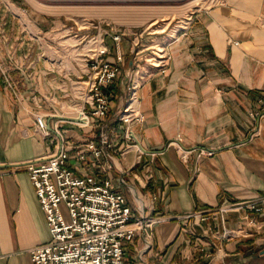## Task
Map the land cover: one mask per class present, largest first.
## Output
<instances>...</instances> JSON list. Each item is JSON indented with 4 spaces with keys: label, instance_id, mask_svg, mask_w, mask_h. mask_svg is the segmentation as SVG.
Wrapping results in <instances>:
<instances>
[{
    "label": "crops",
    "instance_id": "0c3cea01",
    "mask_svg": "<svg viewBox=\"0 0 264 264\" xmlns=\"http://www.w3.org/2000/svg\"><path fill=\"white\" fill-rule=\"evenodd\" d=\"M16 1L17 9L0 15V40L13 41L10 47L0 41V48L15 59L11 69L19 88L8 89L0 76V164H7L0 167V264H35L32 249L50 239L45 212L21 166L55 147L36 132V113L46 114L52 130L58 127L84 150V138L100 144V134H107L112 157L95 159L87 151V159H71L76 171L110 177L135 210L139 201L142 212L166 216L155 225L150 248L142 252L141 237L128 244L129 264H264V0H218L161 36L159 50L146 43L137 51L153 47L154 57L165 56L161 63L133 57L139 35L130 47L106 39L108 58L119 70L104 88L111 97L108 115L94 116L87 127L61 117L90 108L84 57L68 69L51 61L35 36L58 32L47 18L23 14ZM133 77L139 85L128 112ZM252 110L262 115L252 117ZM128 113L141 119L125 122ZM127 125L132 139L125 136ZM245 200H258V207L219 210ZM194 212L205 218L186 216ZM224 226L239 234L220 238Z\"/></svg>",
    "mask_w": 264,
    "mask_h": 264
},
{
    "label": "built area",
    "instance_id": "2783aa9c",
    "mask_svg": "<svg viewBox=\"0 0 264 264\" xmlns=\"http://www.w3.org/2000/svg\"><path fill=\"white\" fill-rule=\"evenodd\" d=\"M97 27V24L91 22ZM124 31L111 26L104 33L93 35L89 50L85 53L84 61L87 67L88 92L85 101L89 105L80 109L74 116L80 120H69L82 127L92 126L95 116L103 119L108 115L111 105L110 94L104 89L109 86L118 74L119 66L108 58L110 49L105 35L109 34L116 44H120ZM86 37L84 36V39ZM237 42V41H236ZM165 57V56H164ZM155 57L161 63L160 58ZM123 60V53L118 52L117 61ZM1 65V64H0ZM137 66L134 73H139ZM11 84V83H10ZM139 80L130 79V92L125 111L133 112L131 101L135 100ZM252 117L262 115L257 110L250 112ZM86 119V120H85ZM125 122L140 120L138 113H128ZM36 132L43 138H49L54 143V150L40 158L28 160L21 164L28 172L35 191L45 212L50 230V239L32 249L35 264H129L126 258L128 244L138 237L143 240L142 252L152 245L154 227L166 219L163 214H146L138 201L135 210L129 203L126 194L115 188L110 177H103L95 172L79 173L71 159L76 157L82 161L87 159V151L93 158L106 154L112 157L106 148L111 147L112 141L105 133L100 134L99 144L94 138H84L82 146L69 142L68 137L58 128L51 129L46 114L36 113ZM126 138H133L130 126L125 128ZM137 146V144L135 143ZM179 148H182L178 144ZM76 147L78 149L75 151ZM73 152H76L73 154ZM213 149H201L202 154H211ZM182 156L187 159L188 151L182 148ZM124 181V178H122ZM61 203H65L71 217L64 219ZM258 200L230 202L219 207L221 212L239 210L242 208H257ZM187 217L205 218L200 212L186 215ZM250 223H255L251 218ZM236 228L225 227L220 238L225 239L239 233ZM203 256L209 254L204 252ZM184 264H192L185 262Z\"/></svg>",
    "mask_w": 264,
    "mask_h": 264
},
{
    "label": "rangeland",
    "instance_id": "374dc122",
    "mask_svg": "<svg viewBox=\"0 0 264 264\" xmlns=\"http://www.w3.org/2000/svg\"><path fill=\"white\" fill-rule=\"evenodd\" d=\"M217 1L218 0H201L199 1L200 4L198 7L193 8L192 11L187 14L186 18H183V15L181 16L178 14L172 19H168L167 21L160 20L154 25H148L139 21L128 24L122 19L118 20V17H116L117 15L101 14V12L96 11L94 13L90 11L91 9H89L97 5L104 6L109 4L110 6V4H119L120 2L140 1L18 0L15 3L21 6L19 10L23 14L32 15L35 18H38V20H41V18L44 17L51 22V25H53L51 31L53 30L58 32V36L51 38L46 35L44 39L42 37H37L36 35L35 38H38L41 42L39 44L44 48L45 56L49 57L50 60L55 63L62 62L61 64L64 65L63 67L68 69V66L78 65L77 62L81 61L83 57H85V53L88 52L90 44L92 43V40L89 39L93 35H98L100 32L104 33L105 29H109L111 26L125 32L122 35L120 43H127L129 44V47L132 46L134 36L139 35V43L135 45L136 47L133 53L134 57L138 54L137 51L143 48L146 43L154 44V47L159 50L162 47L159 43L161 36L167 34L168 32L175 33L176 29L185 27L189 18L195 11L201 8L209 7ZM13 2L14 0H0V15L6 16L10 14L11 10L9 8H13L14 10L17 9ZM86 21H89V23H85ZM91 22H94V24H97L98 26L95 27ZM27 26L30 28L29 24ZM6 29L8 30L7 27ZM140 34H142V36ZM82 36H85L86 38H83V40L80 41L79 38ZM105 38L108 40L112 37L109 34H106ZM153 38H155V40L148 41V39ZM33 40L34 39H31L30 41ZM0 41L4 43L2 45H7L8 47H10L13 42L7 37H2ZM0 50V76L3 78L8 89L18 92L19 88L17 87L16 80L11 69V66L15 63V59L11 58L10 55H4L2 53V48H0ZM152 50L153 47L146 49L137 55L142 58L141 62L157 61V58L153 56L154 53ZM127 60H129V58H127ZM75 79L83 78L76 77ZM61 209L64 219L66 221H70L71 217L65 203H61ZM236 232L239 233V231H235V233Z\"/></svg>",
    "mask_w": 264,
    "mask_h": 264
},
{
    "label": "bare ground",
    "instance_id": "6f19581e",
    "mask_svg": "<svg viewBox=\"0 0 264 264\" xmlns=\"http://www.w3.org/2000/svg\"><path fill=\"white\" fill-rule=\"evenodd\" d=\"M97 1H140V2H120L119 4H110V6L109 4L108 5L103 4L104 6L97 5L89 9H91L90 11L94 13L96 11V12H101V14L117 15L116 17H118V20L122 19L124 22L128 24L139 21L141 23H146L148 25H154L158 23L160 20L167 21L168 19H172L176 17L178 14L181 16L183 15V18H186L187 14L191 12L193 8L198 7V5L200 4L199 1L201 0H97ZM85 23H89V21L88 22L86 21Z\"/></svg>",
    "mask_w": 264,
    "mask_h": 264
},
{
    "label": "water",
    "instance_id": "95a60500",
    "mask_svg": "<svg viewBox=\"0 0 264 264\" xmlns=\"http://www.w3.org/2000/svg\"><path fill=\"white\" fill-rule=\"evenodd\" d=\"M63 118L69 119V120H80V117H76V116H61ZM7 164H0V167H3ZM264 251V250H263ZM202 264H208L207 262H203Z\"/></svg>",
    "mask_w": 264,
    "mask_h": 264
}]
</instances>
